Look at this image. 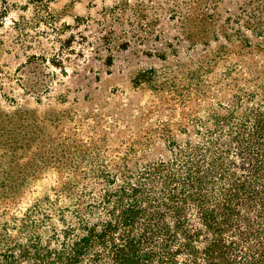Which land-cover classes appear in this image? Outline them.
<instances>
[{
	"label": "rangeland",
	"instance_id": "obj_1",
	"mask_svg": "<svg viewBox=\"0 0 264 264\" xmlns=\"http://www.w3.org/2000/svg\"><path fill=\"white\" fill-rule=\"evenodd\" d=\"M64 3L74 40L31 39L58 66L0 72V257L101 227L132 188L157 186L161 165L195 180L223 153L224 176H240L232 138L264 112V0ZM187 215L197 230L196 210Z\"/></svg>",
	"mask_w": 264,
	"mask_h": 264
},
{
	"label": "trees",
	"instance_id": "obj_2",
	"mask_svg": "<svg viewBox=\"0 0 264 264\" xmlns=\"http://www.w3.org/2000/svg\"><path fill=\"white\" fill-rule=\"evenodd\" d=\"M112 63L109 56L107 65ZM249 120L232 138L240 176H224L223 153L211 154L206 174L195 180L186 171L176 175L173 165H161L158 171L166 175L157 186L132 188L101 227L75 238L66 231L60 248L24 247L18 255L0 257V264H86L84 258L97 246L89 264H264V112ZM190 207L200 223L197 230L185 225ZM180 254L186 255L184 262Z\"/></svg>",
	"mask_w": 264,
	"mask_h": 264
},
{
	"label": "crops",
	"instance_id": "obj_3",
	"mask_svg": "<svg viewBox=\"0 0 264 264\" xmlns=\"http://www.w3.org/2000/svg\"><path fill=\"white\" fill-rule=\"evenodd\" d=\"M58 1H48L45 4L34 2V0H0V72L2 74L15 73L20 66L35 60L53 64L54 67L58 66L55 65L57 63L52 62V58L55 56L48 59V54H44L45 51L36 56L32 47L34 43L31 40H48L50 31L59 37L61 46L74 40V36L68 33L70 26L66 20V12L63 13L68 7L66 3L58 5ZM53 8H56L57 11L53 12L49 19L39 16V10ZM76 8L74 7V9ZM36 13L38 16H35ZM72 13L69 14L73 15L70 19L76 28V24L83 20L82 14L77 15V12L73 11ZM66 29L68 30L66 31ZM63 34L69 36L62 43Z\"/></svg>",
	"mask_w": 264,
	"mask_h": 264
}]
</instances>
